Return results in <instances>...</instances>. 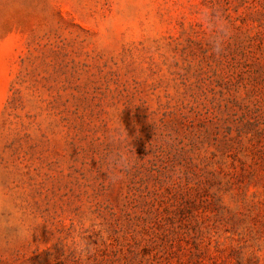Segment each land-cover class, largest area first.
I'll list each match as a JSON object with an SVG mask.
<instances>
[{
    "label": "rangeland",
    "instance_id": "1",
    "mask_svg": "<svg viewBox=\"0 0 264 264\" xmlns=\"http://www.w3.org/2000/svg\"><path fill=\"white\" fill-rule=\"evenodd\" d=\"M0 264H264V0H0Z\"/></svg>",
    "mask_w": 264,
    "mask_h": 264
},
{
    "label": "clouds",
    "instance_id": "2",
    "mask_svg": "<svg viewBox=\"0 0 264 264\" xmlns=\"http://www.w3.org/2000/svg\"><path fill=\"white\" fill-rule=\"evenodd\" d=\"M202 20L208 25V28L210 31H213V29H215V32L217 33V35L215 36V39L212 41L213 51L219 54L223 50V44H224L225 38H227V36L229 35L228 28L225 24H223L220 21H217L215 24H213L207 12H204L202 14ZM78 250L79 251L84 250L83 243H80L78 245Z\"/></svg>",
    "mask_w": 264,
    "mask_h": 264
}]
</instances>
